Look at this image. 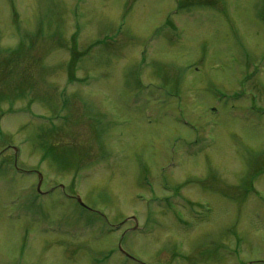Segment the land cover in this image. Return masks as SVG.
Wrapping results in <instances>:
<instances>
[{
  "label": "rangeland",
  "instance_id": "1",
  "mask_svg": "<svg viewBox=\"0 0 264 264\" xmlns=\"http://www.w3.org/2000/svg\"><path fill=\"white\" fill-rule=\"evenodd\" d=\"M0 264H264V0H0Z\"/></svg>",
  "mask_w": 264,
  "mask_h": 264
},
{
  "label": "trees",
  "instance_id": "2",
  "mask_svg": "<svg viewBox=\"0 0 264 264\" xmlns=\"http://www.w3.org/2000/svg\"><path fill=\"white\" fill-rule=\"evenodd\" d=\"M78 55L79 54H75L74 55V58H73V60H72V64H71V67H74L75 65H76V63H77V59H78ZM71 77L73 78V75H71Z\"/></svg>",
  "mask_w": 264,
  "mask_h": 264
},
{
  "label": "water",
  "instance_id": "3",
  "mask_svg": "<svg viewBox=\"0 0 264 264\" xmlns=\"http://www.w3.org/2000/svg\"><path fill=\"white\" fill-rule=\"evenodd\" d=\"M40 178H42V176L40 175ZM40 186H41V181H40V183H39V188H40ZM79 201L81 202V200L79 199Z\"/></svg>",
  "mask_w": 264,
  "mask_h": 264
}]
</instances>
